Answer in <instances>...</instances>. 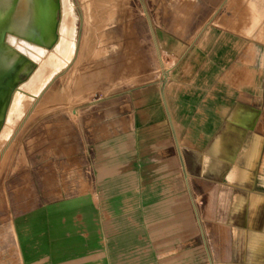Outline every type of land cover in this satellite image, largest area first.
<instances>
[{"label":"crops","instance_id":"0c3cea01","mask_svg":"<svg viewBox=\"0 0 264 264\" xmlns=\"http://www.w3.org/2000/svg\"><path fill=\"white\" fill-rule=\"evenodd\" d=\"M206 1L141 103L0 164L16 264H264V0Z\"/></svg>","mask_w":264,"mask_h":264},{"label":"rangeland","instance_id":"374dc122","mask_svg":"<svg viewBox=\"0 0 264 264\" xmlns=\"http://www.w3.org/2000/svg\"><path fill=\"white\" fill-rule=\"evenodd\" d=\"M206 4V0H70L75 54L32 99L11 129L13 134L1 137L0 164L17 154L21 157L19 152L30 146L32 136L62 131L69 121L105 120L111 105L125 110L127 104L141 103L143 89L160 84L169 68L161 47L191 39L199 25L213 19L202 15ZM1 43L0 30V51ZM27 80L26 74L20 75V81ZM91 104L102 108L87 107ZM2 176L0 169V180ZM14 178L9 176L8 183ZM2 185L0 264H16L9 225L11 193Z\"/></svg>","mask_w":264,"mask_h":264},{"label":"bare ground","instance_id":"6f19581e","mask_svg":"<svg viewBox=\"0 0 264 264\" xmlns=\"http://www.w3.org/2000/svg\"><path fill=\"white\" fill-rule=\"evenodd\" d=\"M68 2L0 0V139L75 54ZM21 74L28 80L20 81Z\"/></svg>","mask_w":264,"mask_h":264}]
</instances>
